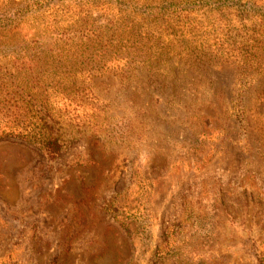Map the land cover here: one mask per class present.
<instances>
[{
  "label": "rangeland",
  "instance_id": "rangeland-1",
  "mask_svg": "<svg viewBox=\"0 0 264 264\" xmlns=\"http://www.w3.org/2000/svg\"><path fill=\"white\" fill-rule=\"evenodd\" d=\"M14 1L3 22L86 36L124 9L137 29L99 41L108 70L47 58L10 80L64 140L53 160L0 141V264H264V0H71L69 20L47 16L61 0Z\"/></svg>",
  "mask_w": 264,
  "mask_h": 264
},
{
  "label": "trees",
  "instance_id": "trees-1",
  "mask_svg": "<svg viewBox=\"0 0 264 264\" xmlns=\"http://www.w3.org/2000/svg\"><path fill=\"white\" fill-rule=\"evenodd\" d=\"M153 1L155 0H149V3ZM162 1L168 3L171 0H159L160 3ZM13 3L16 5L25 3L28 6L25 0L14 1ZM87 3L91 6L98 7V2L95 0L93 4L91 2ZM144 3L145 0L142 1L140 6H145ZM70 4L71 0L59 1L55 9L48 13L47 16L53 18V12L63 9L61 16H64L65 20H69L71 14H66V11ZM113 7L108 4V6L106 5L102 9L109 11L111 10L109 8ZM242 7L245 11L248 10L246 6L242 5ZM254 7L258 8L257 10L260 9L256 4H253L250 8ZM154 9H152L149 17L153 21L158 20L164 22L168 15L173 13V10L167 9L165 6H162L160 9ZM123 13L124 9L116 10L115 17L106 19L104 27L100 28L98 32L86 36L72 32L75 29L55 30L49 22L43 20L41 14H33L31 18L27 16L23 20L22 18H18L14 24L0 20V56L2 58V61H0V81L2 79V82H0V141H17L38 149L48 159L53 160L56 158L62 147V140H64L63 134L59 131L58 116L52 113L53 109L49 107L46 99H43V102L37 105L40 107L34 108L29 106L30 97L29 99H25V95H27L25 93L21 104L16 103L14 93H11L9 90L12 87L10 80L14 79L16 74L32 72L42 68L44 60L48 59L51 61L53 59L59 63L55 66L52 64L45 66L53 70L62 67L64 68L63 70H66L68 67L76 64L81 57L88 58L89 60L93 58L96 61L97 69L108 70V65L105 64L111 60H103V50L99 46V41L108 40L110 42H120L123 40L127 43V37L134 36V32L137 29L134 23H131L130 26L123 24L124 18L119 15ZM46 23H49L47 24L48 26H46ZM20 24L24 25L25 28H19L17 33V26ZM70 24L74 25L75 23L70 22ZM261 24L264 28V20ZM163 25L165 24L163 23ZM22 29H25L27 32V29H32L33 33H28V38L25 40L19 39V31ZM23 37H26V34ZM1 39H3V42ZM21 42L25 43L19 46L18 44ZM91 43L99 46L95 48L97 52L87 50L89 48L88 45ZM40 47L45 49L44 51L41 50L43 57L39 56L40 52L38 55L34 54V50ZM123 49H125L124 45ZM113 61H115L114 58ZM125 67L127 66H114V68L119 69ZM22 89V87H18V93L24 92Z\"/></svg>",
  "mask_w": 264,
  "mask_h": 264
}]
</instances>
